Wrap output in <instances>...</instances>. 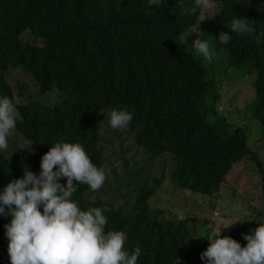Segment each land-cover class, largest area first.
Segmentation results:
<instances>
[{"label":"trees","instance_id":"trees-1","mask_svg":"<svg viewBox=\"0 0 264 264\" xmlns=\"http://www.w3.org/2000/svg\"><path fill=\"white\" fill-rule=\"evenodd\" d=\"M211 1L219 10L200 21L202 9L193 11L192 0L184 5L155 0L152 6L147 0H0V96L16 104L22 120L15 131L24 142L31 141L20 162L0 153V186L22 176L23 165L38 174L41 156L60 138L80 143L102 169L98 118L103 111L126 108L133 120L122 129L134 142L153 156L170 153L176 158L166 180L170 185L200 192L204 200L214 195L233 167L253 152L242 127L235 125L227 133L207 120L202 100L215 89L213 75L181 36L198 25V38L206 40L212 52L226 49L229 65L250 76L256 95L252 117L261 125L262 139L264 0ZM240 16L249 19L257 39L230 33L229 44H220L219 32L228 31L230 20ZM25 30L41 38L42 45L24 41ZM15 68L33 77L36 99L15 100L7 80L8 71ZM17 88L25 96L24 88ZM255 164L264 183L262 163ZM164 182L161 176L147 179L128 212L123 204L90 198L86 185L77 186L73 199L82 209H109L106 230L123 231L129 253L141 248L137 264H174L176 256L182 264H203L200 253L208 245L193 242L187 219L161 217L169 211L156 202ZM9 220L0 217V264H10L4 235ZM258 222L253 215L224 236L243 246L242 234Z\"/></svg>","mask_w":264,"mask_h":264},{"label":"clouds","instance_id":"clouds-1","mask_svg":"<svg viewBox=\"0 0 264 264\" xmlns=\"http://www.w3.org/2000/svg\"><path fill=\"white\" fill-rule=\"evenodd\" d=\"M184 5L186 0H177ZM155 0H147L152 6ZM193 11L207 9L211 0H192ZM203 16L199 20H204ZM228 31H220L218 42L229 44L230 33L257 39L255 29L245 16L233 17ZM195 52L205 61L214 59L206 40L193 42ZM22 120L16 104L7 96H0V153L9 149V138ZM133 120V112L126 108H113L108 113V127L126 128ZM25 141L22 147H30ZM16 148V149H17ZM16 149L14 151H16ZM13 151V152H14ZM38 174L22 166L23 175L0 186V217H10L4 224L8 240L7 253L10 264H137L141 248L131 253L124 247L126 234L119 230H106L108 208L82 209L73 199L78 185L97 191L107 176L90 159L78 142L60 138L50 144L40 158ZM61 178H66L61 183ZM244 217H233L217 233L206 238L208 246L200 253L203 264H264V222L246 234V244L230 236H221L222 228ZM205 238V237H204ZM174 264H182L176 256Z\"/></svg>","mask_w":264,"mask_h":264},{"label":"rangeland","instance_id":"rangeland-1","mask_svg":"<svg viewBox=\"0 0 264 264\" xmlns=\"http://www.w3.org/2000/svg\"><path fill=\"white\" fill-rule=\"evenodd\" d=\"M218 10L219 4L211 1L209 8L202 9L200 17L210 18ZM197 26L187 29L181 36V40L188 48L193 47V41L198 36L199 27ZM21 37L24 41L38 46L43 42L29 30L23 31ZM213 56L214 59L211 62L206 61L215 83V89L206 93L202 100L206 118L210 123L216 124L219 130L227 133L235 125L242 127L253 156L250 154L234 166L227 174L226 181L219 184L215 194L204 200L200 192L175 187L166 181L176 161L174 155L166 153L153 156L142 150L122 128L110 129L107 124L110 110H106L98 118V129L99 145L103 153L102 169L107 179L101 189L89 191L87 194L90 198H103L119 205L123 204L128 212L135 193L147 179L161 176L165 182L162 185V191L157 193L156 202L158 206L169 210L164 211L161 217L186 218L189 231L194 234L192 240L199 245H208L209 241L206 238L217 233L220 227L233 217L251 219L254 215L258 221L264 222V199L261 186L264 183L261 181V172L255 164L256 160H259L264 171V138L261 139L260 123L252 117L256 95L250 76L241 72L243 68L229 65L226 60V49L219 48L213 52ZM7 80L14 89L17 102L26 103L29 99L38 97L37 84L27 71L21 68L9 70ZM19 85L24 88L25 96L18 93ZM213 93H216L215 99ZM48 96H51V93ZM24 143L14 130L9 138V149L4 153L20 162L24 160L26 153L24 151H27L28 147H17H22ZM240 222L242 221L222 228L220 235L224 236L227 230Z\"/></svg>","mask_w":264,"mask_h":264}]
</instances>
